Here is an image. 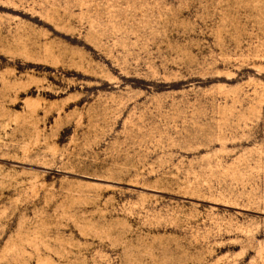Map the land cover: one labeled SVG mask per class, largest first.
Segmentation results:
<instances>
[{
    "label": "rangeland",
    "instance_id": "1",
    "mask_svg": "<svg viewBox=\"0 0 264 264\" xmlns=\"http://www.w3.org/2000/svg\"><path fill=\"white\" fill-rule=\"evenodd\" d=\"M0 264H264V0H0Z\"/></svg>",
    "mask_w": 264,
    "mask_h": 264
}]
</instances>
